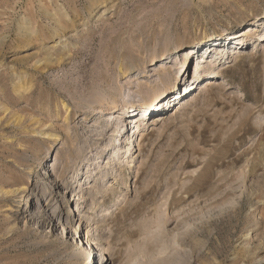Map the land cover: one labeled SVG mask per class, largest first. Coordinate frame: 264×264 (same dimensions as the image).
Wrapping results in <instances>:
<instances>
[{
    "label": "rangeland",
    "instance_id": "obj_1",
    "mask_svg": "<svg viewBox=\"0 0 264 264\" xmlns=\"http://www.w3.org/2000/svg\"><path fill=\"white\" fill-rule=\"evenodd\" d=\"M263 16L264 0H0V264H264ZM201 58L225 75L198 98Z\"/></svg>",
    "mask_w": 264,
    "mask_h": 264
},
{
    "label": "bare ground",
    "instance_id": "obj_2",
    "mask_svg": "<svg viewBox=\"0 0 264 264\" xmlns=\"http://www.w3.org/2000/svg\"><path fill=\"white\" fill-rule=\"evenodd\" d=\"M263 19H264V16L261 18V20L260 21H263ZM255 31V30H254ZM251 32H252V30H251ZM251 32H249V33H251ZM244 33H245V31H244ZM243 32H240V33H238L239 34V36H236V37H234V38H237L238 39V37H239V40L236 42L238 45L239 44H241V45H243L244 44V41H245V39H247L248 38V33H246V34H244ZM261 39H264V34H259V35H256L254 38H253V40H255V42H257V41H259V40H261ZM261 45V43L260 44H258L257 45V47L258 46H260ZM223 53H224V50H220L217 54L218 55H220V56H223ZM235 53V52H234ZM238 53V52H237ZM235 55V54H234ZM164 57H165V60H166V62L168 61V57H167V55L166 54H164L163 55ZM167 57V58H166ZM189 57H190V54H186V55H184V62L183 61H181L180 60V62L178 61V60H176V63L174 64L175 66H177V65H179V63H181L182 62V66H181V68L184 66L183 64L184 63H187V61L189 60ZM204 60L205 59H203V58H201V61H199L198 62V64H197V68H196V70L194 71L193 70V68H192V71H191V73H192V75L194 74L196 77H195V79L196 78H198L199 77V80H200V82L202 81V79H203V75H205V70H206V74L208 75V77H209V79H207L206 80V82H207V86L199 93V95L197 96L198 98L199 97H202V95H203V93L204 92H206L207 90H209V88H212L213 87V85H214V80L215 79H219V78H221V77H223V75H225V73L224 72H222V70L221 69H214V66L213 67H209V66H202L201 65V63H204ZM164 61H160V62H158V63H163ZM158 63H154V60H152V63H151V65L150 66H155V65H157ZM209 64H212V63H210L209 62ZM168 62H167V64L166 65H160L159 67H158V70H161V71H159V74H162L163 73V77L165 78V79H170V74L169 73H167L166 71H167V67H168ZM206 65H208V64H206ZM180 68V69H181ZM227 70V69H226ZM151 71V70H150ZM226 72V71H225ZM188 73H189V70H186L184 73L182 72L181 74H182V77L180 78L179 76H178V74H179V72L178 73H176V83H175V85L173 86V89L174 90H177V87H178V85L179 84H181V82H183V79H184V77L185 76H187L188 75ZM198 73V74H197ZM144 74V75H143ZM142 74V77H146V75H145V72ZM191 75V74H190ZM195 85V83H193L191 86L193 87ZM190 85H188L187 87H186V90H188V89H190V87H191ZM169 90H171V88L170 87H168V88H165L164 90H158L157 92H156V94H155V96L153 97V98H148V99H145L144 100V102H143V105L141 106V105H136L135 103H130V104H127L126 105V108H127V106H128V108L130 109V108H132V109H135V111H137V110H139V111H145V112H149L150 111V109H157V107H158V105H156V104H154V102H153V100L155 99H158V101H159V99H162L163 97H165L166 96V98H165V100L164 101H167L169 98H170V95H171V92H169ZM180 97H181V93H180ZM196 97V98H197ZM110 99H112V102H110V105H112V108L111 109H109V107L108 108H104V107H106V103L103 101V100H96V101H94V102H92L91 103V108L95 111V109H96V107H100L101 109H100V111L103 113V114H109V110H114V109H117V107H118V104H117V102L115 101L116 99H115V97L111 94L110 95ZM148 102H152V104L153 105H151V106H148ZM161 102V101H160ZM108 103V102H107ZM162 103H159V105H161ZM169 104V103H168ZM63 107L65 108V110H66V112H68L69 111V106H67V105H63ZM162 107H164V106H162ZM129 109L128 110H126V111H123V112H120V110H119V112H115V113H113L112 114V116L115 118L116 116H117V119H119L120 121H119V123L120 124H122L123 126L120 128V130L118 131V132H116V137H118V135L120 134V132H121V130L123 129V127H125L126 126V128H125V130H124V136H125V134H127L128 133V128H129V125L131 126V124H130V118H131V116H129L130 115V113H129ZM180 109H183L182 107L180 108ZM133 111V110H132ZM134 112V111H133ZM127 114L129 117V119L128 118H126V117H124V114ZM68 114V113H67ZM152 114V113H151ZM127 115H125V116H127ZM62 115L61 114H59L58 116H57V118H59V117H61ZM150 117V116H149ZM69 118V114L66 116V120ZM113 118V119H114ZM134 119H135V117H134ZM138 120V119H137ZM137 120H135L134 121V125H136V124H139L138 125V127H137V130L138 131H140V134H139V136H141V138H142V140H141V142H140V144H139V146H140V148L142 149V143H143V141H145V139L147 138V136H148V134H146V130L145 129H142V125H144L145 124V120H146V122H147V120L148 119H145V118H141V119H139V123H137L136 121ZM127 121H130V122H127ZM120 124H118V127H119V125ZM147 124V123H146ZM142 129V130H141ZM49 136H52V135H49ZM127 140V139H126ZM109 146H111V145H109ZM108 146V147H109ZM112 146H114V144H112ZM126 148V147H125ZM109 149V148H108ZM108 149H106V151L104 150V152L105 153H107V154H109V151L110 150H108ZM108 151V152H107ZM129 150H127L125 153H127ZM119 152V151H118ZM104 153V154H105ZM107 154H105V155H107ZM110 158V157H109ZM114 158H115V156H113L112 157V160H110L109 162H108V164H112V162H114ZM58 161H56V163H57ZM122 184H123V186L125 187L126 185H127V182H126V179L123 177V179H122ZM122 196H123V192H121V193H116V195L114 196V203L113 204H118L119 202H121L122 201ZM104 197V196H103ZM97 206V205H96ZM54 216V215H53ZM89 260V253L87 254V261Z\"/></svg>",
    "mask_w": 264,
    "mask_h": 264
}]
</instances>
